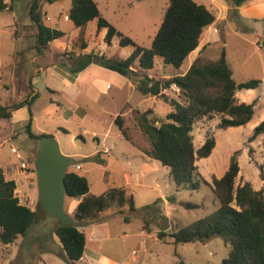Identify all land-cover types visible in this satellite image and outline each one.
Listing matches in <instances>:
<instances>
[{"label":"rangeland","instance_id":"374dc122","mask_svg":"<svg viewBox=\"0 0 264 264\" xmlns=\"http://www.w3.org/2000/svg\"><path fill=\"white\" fill-rule=\"evenodd\" d=\"M3 1L8 7L0 11V106L22 102L38 94L32 106L33 131L57 141L61 153L71 159L67 172L85 177L90 183V193L97 196L111 188H127L136 209L130 212L128 207L114 205L102 214L100 223L76 220L74 225L88 237L85 255L76 263L68 261L55 234L56 220L46 218L35 223L28 236L19 238L15 244L0 243V264H178L181 260L185 264H222L229 248L221 238L207 243L175 244L170 236L160 240L158 233L177 232L219 209L212 191L213 179L225 175L236 152H239L240 166L236 186L250 183L255 191L264 192V135L249 142L255 127L264 121V15L247 18L233 9L229 11L232 0H193L216 16L214 26L220 41L205 49V59H218L221 49L225 48L236 82L260 80L262 84L257 89L237 93L243 102L255 105L254 117L247 125L220 129L222 116L203 119L194 125L196 150L208 137L215 138L216 146L209 157L196 161L205 181L199 190L192 191L178 187L169 169L160 162L140 155L138 148L149 149L150 142L136 124V111L152 109L159 118H165L172 111L161 98L142 95L136 89L137 82L145 75L162 80L184 73L191 58L176 69L156 57L154 68L149 71L141 69L136 61L135 77L129 79L113 72L105 79L110 83L108 90L99 96L94 88H87L93 80L86 77L71 83L57 72V67H70L79 56L92 52L114 60L127 59L134 52V46L122 47L119 38L109 45L105 41L106 30L99 32L97 21L93 20L86 28L87 49L82 50L79 30L68 18L71 0ZM36 1L44 24L66 33V37L53 41L43 53L38 51L37 30L30 14ZM95 1L103 17L118 31L148 49L169 5L168 0ZM258 2L264 3V0H250L244 5L250 8ZM92 86L96 87L97 83ZM164 93L179 98L174 86ZM179 99L185 102L184 98ZM122 113L134 145L122 136L115 124L116 117ZM258 121L259 124L251 128ZM6 122H0V168L7 170L16 152L22 155L29 167L21 169L19 159L16 164L22 173L30 176L27 180H23V174L13 176L23 190H16V195L21 204L38 211L39 188L34 161L39 141L31 140L24 129L13 143L5 141ZM137 172L144 176V184L126 187V176L132 175L130 179L136 182ZM80 199L65 198V211L74 220ZM125 217L131 221L125 222Z\"/></svg>","mask_w":264,"mask_h":264},{"label":"trees","instance_id":"16d2710c","mask_svg":"<svg viewBox=\"0 0 264 264\" xmlns=\"http://www.w3.org/2000/svg\"><path fill=\"white\" fill-rule=\"evenodd\" d=\"M71 1L68 18L79 30L78 42L82 50L87 49L86 28L93 20L97 21L99 32L106 30L105 41L109 45L115 38H119L122 47H135L130 57L121 60L95 52L81 55L70 67H66L73 76H77L91 65H97L130 79L137 74L134 70L136 61L141 69L149 71L154 68L156 57H160L165 64L180 69L190 54L199 47L206 28L216 21V16L209 9L193 0H168L169 5L162 17L160 29L152 47L148 49L137 45L131 38L118 31L103 17L95 0ZM248 1L250 0H232L231 9L237 11ZM7 7V4L0 0V11ZM30 14L37 30V48L40 53L47 50L53 41L66 37L65 32L44 24L37 1L32 5ZM208 47H204L202 54L187 72L162 80L145 75L136 86L142 95L161 98L172 109L165 118L157 117L152 109L145 112L136 111L137 127L150 142L149 149H138L148 158L168 168L178 187L192 191L199 190L201 183L205 181L199 173L196 161L209 157L216 146L215 138L208 137L205 144L196 150L192 134L194 125L215 116H222L220 129L247 125L254 117L255 105L239 102L236 95L241 90H254L262 84L260 80L236 82L225 48L221 49L218 59L207 60L204 51ZM173 86L177 88L179 98H184L185 102L164 93ZM38 97V94H34L22 102L0 106V121H8L14 112L28 107L31 118L25 131L31 140L40 141L47 135L34 133L31 111ZM115 124L122 136L133 144L129 130L125 127L123 113L116 117ZM262 135L264 121L255 127L249 142ZM238 156L239 152H236L231 157L228 170L222 178L213 179L212 191L219 202V209L177 232H159L160 240L170 236L175 244H185L207 243L214 238H221L229 248L228 257L222 264H264V192L255 191L250 183L236 186L240 173ZM65 185L66 198H81L74 212L75 221L80 223L92 220L102 222V214L114 205L120 208L128 207L130 212L136 209L133 196L128 194L125 187L111 188L97 196L90 193L89 181L76 172L66 173ZM16 190V182L9 180L5 171L0 168V243L5 246L15 244L19 238L27 237L36 223V211L20 203ZM130 221L129 217H125V222ZM55 234L68 261L76 263L84 257L88 237L77 226H58ZM178 264L185 262L181 260Z\"/></svg>","mask_w":264,"mask_h":264},{"label":"crops","instance_id":"0c3cea01","mask_svg":"<svg viewBox=\"0 0 264 264\" xmlns=\"http://www.w3.org/2000/svg\"><path fill=\"white\" fill-rule=\"evenodd\" d=\"M245 7H246L245 5H242L241 7H239L237 9L238 14H240L241 16L247 17V18H260V17H262V15H264V3L263 2L255 3L250 8L249 7L245 8ZM230 10H231V8L229 9V11ZM215 23H216V21H215ZM215 23L213 25L209 26L208 28H206V30L204 31V34L202 35L199 47L194 52H192V54H190L189 57L191 58V62H190L188 69L190 68L192 63L197 59V57L200 56V54H202V50L204 49V47L206 45H208L210 47L213 43L220 41V37L218 35L219 33L215 31L216 30V27L214 26ZM188 69H187V71H188ZM56 70L64 79H66L67 81H69L71 83H76L77 81L79 82L86 77H88V79L93 80L92 84L97 83V86L94 87L91 84V85H87V88L89 90L91 88H94L95 93L99 96L102 93H106V91L108 90L110 83H107L108 81H105V79L109 78L113 73V71H109V70H107L103 67L97 66V65L89 66L84 71L79 73L77 76H73L66 67L61 68L60 66H58ZM187 71H185V72H187ZM250 93H253V92L250 91ZM236 97H237L239 102H243L242 99H239L237 95H236ZM26 108H27V111H26ZM31 111H32V108H31ZM32 116H33V114H32ZM30 118H31V114H30L28 107L21 108V109L17 110L16 112H14L12 118L6 122L7 123L6 127H4V128H7L6 131H4V134L6 135L5 141L13 143L17 139H19L21 137L20 130H22V129L25 130V127L28 124ZM259 122L260 121L252 124L251 128H254L256 125L259 124ZM1 128L2 127H0V129ZM16 132H18L17 135H16ZM13 146L14 145H12V147ZM106 151H107V149H106ZM140 155L147 157L143 153ZM16 158H17V156H16ZM16 158L10 160V163L7 167V170H4V171H5L6 177L9 180H14L16 182L17 191H23V190L19 189V183L16 181V179L13 176H20L23 174L24 175L23 180H27L28 176H30V175H26L25 173L21 172L19 165L16 164L17 160H18V158L17 159ZM136 174H138V176H139V178L136 182H133L130 179L132 175L126 176V180H127V186L126 187H128L130 184H134V183H135V185H143L144 184V180H145L144 176L140 172L139 173L137 172ZM128 180H130V182ZM31 206H33L32 202H31ZM31 209L33 211H35L34 208H31Z\"/></svg>","mask_w":264,"mask_h":264},{"label":"water","instance_id":"95a60500","mask_svg":"<svg viewBox=\"0 0 264 264\" xmlns=\"http://www.w3.org/2000/svg\"><path fill=\"white\" fill-rule=\"evenodd\" d=\"M34 166L39 188V210L35 212V222L51 218L58 226H73L74 218L65 211V176L71 159L61 153L52 136L39 141Z\"/></svg>","mask_w":264,"mask_h":264},{"label":"built area","instance_id":"2783aa9c","mask_svg":"<svg viewBox=\"0 0 264 264\" xmlns=\"http://www.w3.org/2000/svg\"><path fill=\"white\" fill-rule=\"evenodd\" d=\"M13 150H15V149L13 148ZM16 156H17V158H18L19 160H21L20 168H21V169H27V168L29 167V165H27V163H25V162L23 161V157H22V155L19 154L18 152H16ZM78 169H80V166H78Z\"/></svg>","mask_w":264,"mask_h":264}]
</instances>
